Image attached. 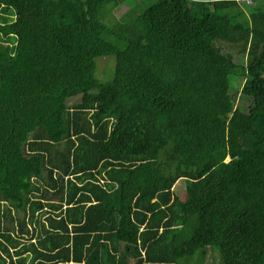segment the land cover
I'll use <instances>...</instances> for the list:
<instances>
[{
    "label": "trees",
    "instance_id": "16d2710c",
    "mask_svg": "<svg viewBox=\"0 0 264 264\" xmlns=\"http://www.w3.org/2000/svg\"><path fill=\"white\" fill-rule=\"evenodd\" d=\"M196 255L264 264V0H0V264Z\"/></svg>",
    "mask_w": 264,
    "mask_h": 264
},
{
    "label": "rangeland",
    "instance_id": "374dc122",
    "mask_svg": "<svg viewBox=\"0 0 264 264\" xmlns=\"http://www.w3.org/2000/svg\"><path fill=\"white\" fill-rule=\"evenodd\" d=\"M128 11V7L127 6H122V7H117V8H114L111 12H108L106 13V16H105V19L107 22L109 23H114L117 18H119L122 14H125L126 12ZM245 59L248 58L247 55L243 56ZM115 63V66H116V60H114L113 58H110V57H105L103 59H101V63H100V72H99V75L103 78H107L108 76H111L112 73H111V69H110V66H112L113 64ZM114 66V67H115ZM115 70V69H114ZM236 81V78L235 77H232V83L234 85ZM236 84V83H235ZM239 85V84H238ZM237 85V86H238ZM237 91H238V96H237V105L239 106H242V108H248L250 106V104L252 103L251 100L244 96L243 94H241V87H238L237 88ZM76 98H72L70 99V103H73L75 101ZM78 99H76L77 101ZM183 183L180 182L178 184V188L182 189V187L184 185H182ZM208 254H207V257L206 259H210L211 257H217V252L216 250H211V249H208ZM200 256V255H199ZM194 257V256H193ZM197 257L198 255H196L193 260H192V263L190 264H200L199 262L197 263H193V261L197 260ZM17 259V257L15 258ZM210 261V260H209ZM208 261V263H209Z\"/></svg>",
    "mask_w": 264,
    "mask_h": 264
},
{
    "label": "built area",
    "instance_id": "2783aa9c",
    "mask_svg": "<svg viewBox=\"0 0 264 264\" xmlns=\"http://www.w3.org/2000/svg\"><path fill=\"white\" fill-rule=\"evenodd\" d=\"M234 1H238V2H241V3H249V4H251V3H253L255 0H234Z\"/></svg>",
    "mask_w": 264,
    "mask_h": 264
}]
</instances>
